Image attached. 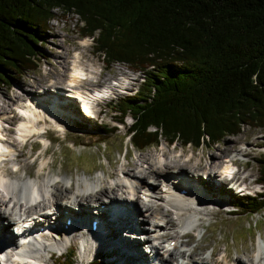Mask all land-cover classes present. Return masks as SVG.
Listing matches in <instances>:
<instances>
[{
    "label": "trees",
    "instance_id": "16d2710c",
    "mask_svg": "<svg viewBox=\"0 0 264 264\" xmlns=\"http://www.w3.org/2000/svg\"><path fill=\"white\" fill-rule=\"evenodd\" d=\"M55 8L77 15L107 66L144 70L114 111L132 117L137 149L162 138L199 147L264 127V0H0V82L7 70L39 67ZM257 160L262 191L238 195L231 213L264 219V153ZM60 264H76L73 253Z\"/></svg>",
    "mask_w": 264,
    "mask_h": 264
},
{
    "label": "rangeland",
    "instance_id": "374dc122",
    "mask_svg": "<svg viewBox=\"0 0 264 264\" xmlns=\"http://www.w3.org/2000/svg\"><path fill=\"white\" fill-rule=\"evenodd\" d=\"M53 16V18L49 19L48 28L46 32H44V56L40 61V66L35 70L26 72L23 76H18L13 71L11 72V70H7V73L9 75L11 74L12 77L9 78L7 82L2 80L0 82L1 105H4L5 107L13 105V101L17 100L14 99L16 96H26L31 89L39 88L41 84H45L48 77L52 76L58 83L63 81L62 84H64V77L66 73L71 70L70 64L69 67H65L66 64H68L67 60L70 56L69 55L67 58V55L70 52L69 49L76 48L83 51L89 57L86 62H89V64L91 63L97 72L102 65H104L103 60H101L100 57L93 52V47L91 45L92 39H90V37H86V42L84 44L80 42V33L78 31L80 23L76 14L64 12V10L62 11L59 8H55ZM74 54L75 53H72L73 57ZM127 66L128 65L124 62L116 61V63L106 67L104 71H102V74L107 76L111 73L119 74V69L125 70L128 74V80L131 82V87L121 88L122 91L118 97L115 95V97H112L110 100H104V104L100 106L103 107V112L96 118H94V116H87V114H84L81 111L79 104L74 101L73 103L71 102L70 104L59 107L62 112H66L70 115L69 118L71 121L68 119H61L63 120L62 123L64 128L68 131L64 133L61 130L57 132L49 130L46 133V135L50 138L49 143L48 140L44 139L43 145H41L36 152H33L34 154L30 151L32 148L31 143H28L26 150L23 151L22 156L19 158V166H21V169L20 173L17 174L19 176L17 179L18 181H22L20 178L21 176L22 178L24 177V179H27L28 176H30V178H36V180L42 184L43 180L51 181L49 176H52L53 178H65L67 181L66 184H68V180H71L72 189H75L77 185L78 191H81V187L84 185L83 179H86V182L91 184L93 187H97L98 185L100 187L103 186V189L100 192V195L102 196L97 194L95 197H84L83 200L89 201V203H86V206L79 205L83 206V208H86L92 213V215H94V211L97 209L95 208L97 207L95 205L98 203L99 199L102 200L104 198H108L107 196L113 195L114 193L115 196L114 198L112 197L113 199H116L117 201L122 199L121 195L123 190L126 188L123 185L113 188L112 185L115 184L114 182L120 180L123 172L128 177H133V175H128V173L134 174L135 172L138 176L142 177V180L145 179V181H143L145 183L149 179L148 177L150 176V171L152 169L155 168L156 170H160L161 163L159 161L161 160L168 161L170 164H178L181 161L183 162L187 157H192L191 161L187 164H178V167L174 168V165V167L171 168L174 169V172H177L184 167V172L196 175V170L192 168L194 165H197L198 163H201V165L208 164L209 168H205V172H211V169L213 168L217 171L219 170V166L216 165V163L221 160V158L226 157V155H233L235 157L234 160H236V166L239 173H249L254 177L258 175V162L256 158L264 152V127H252V125L249 126L245 124L242 126L239 133L237 132V134L234 135L223 136V138L216 143L201 144L199 147H194L192 144L183 145L179 141H173V143L169 144L162 138L159 144L154 143L142 149L134 148L131 145L130 140H128V136H124V133L126 132V127L124 125H119V129L117 130H114V128L113 130H110V126L117 125L111 111L114 109V106H117L115 104V100L122 94L133 91L141 79L140 75H138L137 79H133V77L137 76V74L136 72H132ZM90 77L93 78V74H90ZM101 79H103V76ZM97 107L98 105L94 106L93 109H96ZM78 108L82 114L79 113ZM130 120L131 118L128 115L126 117V122L129 123ZM75 123H84V126H78ZM49 124L51 125V122H49ZM73 134H77V136ZM45 144L50 145L49 150L45 152L46 154L44 155L47 165L40 170L39 164L42 157L41 154L38 153L42 147L45 146ZM247 148L250 149L249 152L246 151ZM237 150H239V153H237ZM144 156L153 160V168L147 169L148 164L144 162ZM204 170L199 167L198 171L200 176L196 177H201L205 180L204 177H206V175L205 172L203 173ZM162 172L163 171H160L158 174L160 175ZM155 176L157 175L154 174V177ZM192 176L193 175H191V177ZM124 179L121 180L123 181ZM157 180V191L160 192V190L164 189V187L162 188L160 178ZM229 185L233 186L230 189V193L232 199H235L241 193L238 192L236 184L233 185L230 182L227 183V186ZM57 186L63 189V186L60 183L57 184L56 187ZM262 188L261 184H251L249 191L252 193L256 190L260 191ZM51 189L52 191L57 190L55 187ZM18 190L19 189L16 190V194L20 192V190ZM66 192H69L70 194L73 193L69 189L68 191H65L64 195L57 194L56 198L61 199V196L67 195ZM93 195H95V193L92 194V196ZM210 195H212V197ZM207 196L205 197L206 200L204 202L206 209L196 215V220L193 223V225L198 224V226L193 228L192 237L189 241H187V243H185L187 236L179 237L175 244L176 248L172 250L179 251L184 249L189 251L193 247H196L199 251L198 254L202 256H208L211 250H213L214 253L218 254L216 255L218 259L220 253L227 250L228 255L224 260V264H235L234 261L236 258L253 259L254 256L257 257L259 243L264 241V219L262 216L258 213L253 216H248L245 213H229L228 211H225L228 205L224 194H219L217 192H212L210 194L207 191ZM221 196H224L225 199L223 198L222 200H219L216 198H221ZM153 202L156 203L159 202V200H156V198L153 197ZM161 202L162 201H160V203ZM163 206L168 208L167 205ZM71 207H73L74 210L81 209L76 205H72ZM209 208L211 209V212L208 213L207 209ZM137 211L138 210H134L133 212L127 214L130 221H133L132 217L136 215ZM163 211L168 212L169 209H163ZM6 213L8 214V217H12V219L11 223L10 220H8L9 218L7 219L8 221L4 223V228L1 230V233H3L2 231H7L6 224L9 225L10 223V226L13 227L11 228V233L12 236H14L15 234L13 229L16 231V227L13 224V221L15 220V217L13 213L10 214L9 211H6ZM171 213H173L172 210ZM77 214L79 213L77 212ZM129 215L131 216L129 217ZM151 216H153V213ZM49 219L52 220L53 216L49 217ZM173 219L175 221L179 220L177 216ZM251 221L253 223H251ZM171 227H174L168 229L171 233L176 232L178 229L176 226ZM132 231L133 233H136L135 230ZM113 234H115L114 231ZM131 234L132 232H129L127 237H133L131 239H138V241H141L140 238H142L144 243L147 240L143 238L145 234H133L130 236ZM111 236L107 237L110 239ZM164 242L165 241H162L160 246L163 245ZM111 245L110 240H104L103 246L102 244H98L96 242V244L92 246L91 255L102 257L109 263L113 260L120 262L121 255L119 251H116V246L113 248ZM169 245L173 246V244ZM144 248L145 246L143 245V248L141 247V249H143L142 251H144ZM160 252L162 254H166L161 248ZM127 257L128 256L125 257L127 260L124 261L125 264H131V259L129 260ZM75 259L76 264L86 263L85 260H80V257L77 254ZM122 260L124 259L122 258ZM135 261L137 262L136 258L134 260V264H136ZM159 261V259H156V264H158ZM48 263L53 264V261L49 260ZM54 264L58 263L54 262Z\"/></svg>",
    "mask_w": 264,
    "mask_h": 264
},
{
    "label": "bare ground",
    "instance_id": "6f19581e",
    "mask_svg": "<svg viewBox=\"0 0 264 264\" xmlns=\"http://www.w3.org/2000/svg\"><path fill=\"white\" fill-rule=\"evenodd\" d=\"M81 42L84 44L85 38H81ZM70 52L67 55V58L69 56L68 64H66V68L69 67V64L71 65V70L68 71L64 77V81L66 80L69 84H72L74 81H78V76L80 73L87 74L88 72L91 74L96 73V69L94 66L89 62H86V59L83 58L84 54L83 51H79L78 53L75 52L74 57L72 55L73 50L69 49ZM73 57V58H72ZM120 70L121 77L118 78V83H120L121 88L127 87L129 81H126L128 78V74L124 71ZM110 74L104 77L103 80H106ZM58 83L57 80L54 77H48V80L45 82V84H41L39 88H33L30 90L29 93L26 94V96L22 97L19 96L14 99L13 105L4 106L0 104V117H8L11 120H15L17 118H21L17 113L14 115L12 114V108L13 106L19 107L21 111L30 112L35 114L36 116V122H32L30 120L24 121L21 125H23V128L20 130V136L22 139H31V138H38L39 136L45 135L44 133H41V123H48L49 120L46 119V116L43 114V112L47 113H57V110L53 107V102L51 100L50 103L48 101L51 99L52 95H56V97L59 101L60 98L63 100L65 96L62 94L61 90H65L68 94L73 92V89H69L66 85ZM80 83V82H79ZM86 83V81H84ZM87 87L84 88V92H86ZM74 96H80V91L74 92ZM66 99L69 100H76L74 97H69L66 95ZM58 102V101H57ZM71 103V102H70ZM98 105L102 106L103 101L100 100L97 102ZM86 105V104H85ZM81 109V107H80ZM102 108L98 109L99 112H101ZM82 111V109H81ZM91 111V110H89ZM89 115H94L92 112L88 113ZM62 116H58V121L62 119ZM103 125V124H101ZM64 129V126H63ZM8 134H15V130L8 126L7 128H4ZM68 130L65 129V133ZM72 134V133H70ZM77 136V134H73ZM8 144V151L7 153L2 154L4 156V164L0 166V243L6 241L7 239L15 238L16 235L12 236L11 233V218L8 217V214L6 211H9L11 213H16L19 209L28 210L32 213H38L42 215L43 217H55L56 219H61L63 217V214L65 215H74L75 217H85L86 219L90 218L89 224H92L93 221L95 224L99 227L94 233L92 240L97 242L98 244L104 245V240L108 241L110 240L111 246H116V251L120 253L121 258H123L125 261L126 256L130 260L131 264H134L135 258L137 259L136 264H151L149 261L148 256L146 257L145 251H142L141 247L143 248V245L149 246L150 240H153L154 243H152V247L155 248L154 256L156 259H159L158 264H224V260L227 258L228 251H222L219 255V259L217 258L216 253H214L213 250H211L210 254L208 256H202L198 254V250L196 247H193L191 250L186 251L184 249L181 250H172L176 248V245L174 247H170L168 242L171 239H178L181 237V232L178 231V229L186 228L190 229L192 228L193 223L196 220V215L198 213H201L202 210H205V197L207 196V191L211 194L212 192H217L219 194L225 195V200L228 202H231L232 196L230 189L233 187L232 185L227 186V183L231 180V178H227L224 175L228 173V171L232 168L229 166L228 161L232 160L230 157H223L221 160H219L216 165L219 166V170L215 171V169H211V172H205V168H209L208 164L201 165V163H198L197 165H194L192 168L195 171L196 175L194 174H188V172H184V167H180L181 170L174 172V168L178 167L179 165L187 164L189 161H191L192 157H187L183 162L181 161L178 164H170L168 161H164L161 163L160 170H156L155 168L150 171L149 179L144 183L141 176H138L135 172L134 174L128 173V175H133V177H128L124 172L121 175L120 180L117 182H114L115 184L112 185L113 188L123 185L126 189L123 190L122 193V199H119L117 201L116 199H113L115 196V193L113 195L107 196L108 198L99 199L98 203L95 205L99 210L104 211L102 214L98 216V219L91 218L93 215L90 211H88L86 208H83L84 205L86 206V203H89V201L83 200L84 197H95L100 195V192L103 189V186H97L93 187L91 184L86 182V179H83L84 185L81 187V191H78L77 185L75 189H72L71 183H67L66 179L64 180L63 177L60 179H55L52 176L49 178L50 180H43V183L36 180V178H33L28 176L27 179L20 177L22 181H18L17 179L19 176L17 174L20 173L21 166L19 163V158L22 156L23 151L26 150L27 143L23 142L21 147H18V144L16 142L7 141ZM38 143L35 141L32 143V148L30 149L31 153L36 152ZM50 145L43 146L42 149L38 154H41V160L39 164L40 170L44 168V166L47 165L44 155L49 150ZM247 152L250 151V149L247 148ZM237 153H239V150H237ZM34 154V153H33ZM164 157L163 155H161ZM145 157V156H144ZM148 166L147 169L153 168L154 162L151 158L145 157V161ZM201 162V161H200ZM18 163V164H17ZM159 163V164H160ZM190 164V163H189ZM172 167V168H171ZM202 168L205 172L206 177L205 180H203L201 177L197 178L196 176H200V173L198 171V168ZM215 167V166H214ZM217 169V168H216ZM134 170V169H133ZM191 170V169H190ZM138 171V170H137ZM160 171H163L162 174H158ZM187 171V170H186ZM192 171V170H191ZM141 174V173H140ZM154 174L157 175L154 177ZM191 175H193L191 177ZM236 175V174H235ZM144 176V175H143ZM182 176V179H185L187 182H196L192 183L191 185H188L185 187V191L183 194L180 193V188L178 187L181 184V179H176L177 177ZM146 177V176H145ZM161 177L167 181V184H164V189L160 190V192L157 191L158 188V178ZM237 179L241 178L246 184H252L255 183V177L252 176V174H244V175H236ZM125 178V179H124ZM121 179H124L123 181ZM206 183H205V182ZM61 184L63 186V189L65 191H68L69 189L74 193L70 194L67 193L66 196H61L62 198H56L57 194L64 195L65 191L61 189L59 186L56 187L57 184ZM143 183V185H142ZM234 185V183H233ZM57 189L56 191H52L51 188ZM19 189L20 192L16 194V190ZM18 190V191H19ZM149 190L158 193L156 195V200L162 201L163 203L167 204L168 208L164 207L162 204H158V202H153L152 196L148 195ZM105 191V190H104ZM162 192V194H161ZM92 196V194H94ZM124 194V195H123ZM160 194V195H159ZM81 196V197H80ZM102 196V195H100ZM229 196V197H227ZM59 197V195H58ZM113 197V198H112ZM208 197V196H207ZM224 197V196H223ZM80 198V199H77ZM55 199V200H54ZM223 199V198H222ZM221 198L219 200H222ZM34 200V204H32L30 207L28 203L30 201ZM141 201V202H140ZM196 203L194 205V203ZM72 205H76L82 210H74ZM105 205V207L103 206ZM207 207V206H206ZM163 209H169L168 212L163 211ZM134 210H138L136 212V215L132 217L133 221L129 220L128 215L129 213L133 212ZM171 210L173 213H171ZM211 209H207L208 213L211 212ZM77 212L79 214H77ZM206 212V211H205ZM48 213V214H47ZM50 213V214H49ZM153 213V216H151ZM171 214V215H170ZM85 215V216H84ZM107 215V216H106ZM179 218L178 221H175L173 218L176 216ZM131 215H129L130 217ZM152 220H151V217ZM107 221L103 222L102 220L106 219ZM149 217V218H146ZM9 218V219H8ZM10 220L9 225L7 226V231L1 230L4 228V223ZM135 220V221H134ZM150 220V221H149ZM2 225V226H1ZM103 226V227H102ZM150 226V229L148 227ZM168 226H176L177 232L171 233L167 231L166 229ZM198 226V224H195V227ZM2 227V228H1ZM109 227V228H108ZM105 228L107 229L106 232H104ZM153 230V233H149V231ZM111 230H112V236H111ZM132 230H135L136 234H145L143 238L147 239L146 242H143V239L141 241H138V239H131L127 236H123L121 234V231H127L124 232L128 234L129 232H132L130 236H132L134 233ZM14 231V234L17 233V230ZM113 231L115 234H113ZM108 233V234H107ZM193 228L188 230L184 233V236H187L186 242L189 241V239L192 237ZM169 234V236H168ZM111 236L110 239L107 236ZM114 235V237H113ZM10 236V237H7ZM116 236V237H115ZM113 237V238H112ZM37 239H40L39 237ZM113 239V240H112ZM162 241H165L163 245L159 246ZM148 242V244H147ZM23 244L29 245L28 237H24ZM3 245V243L0 245V247ZM181 245V244H180ZM106 246V245H105ZM107 247V246H106ZM118 248V249H117ZM160 248L166 253L162 254L160 252ZM1 249V248H0ZM158 249V250H157ZM258 250V256H254L253 259H245V258H236L235 264H263L264 263V241L259 243ZM111 251V250H110ZM3 253V251H1ZM0 253V260L2 259V255ZM159 255V256H158ZM183 255V256H180ZM135 257V258H134ZM257 259V260H256ZM175 260V262H174ZM127 261V260H126ZM0 264H2L0 262ZM49 264V263H48Z\"/></svg>",
    "mask_w": 264,
    "mask_h": 264
}]
</instances>
